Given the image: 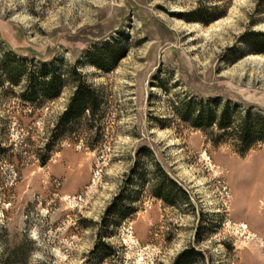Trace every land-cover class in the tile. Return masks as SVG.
I'll return each mask as SVG.
<instances>
[{"label": "rangeland", "instance_id": "rangeland-1", "mask_svg": "<svg viewBox=\"0 0 264 264\" xmlns=\"http://www.w3.org/2000/svg\"><path fill=\"white\" fill-rule=\"evenodd\" d=\"M199 6L221 17L185 21ZM251 31L264 33V0H0V254L23 248L16 261L25 264H174L194 248L195 264H264V144L241 155L233 131L204 133L178 114L190 102L219 113L230 103L236 125L247 113L264 119V54L242 44ZM17 64L26 74L55 69L66 81L60 97L27 102ZM76 69L105 98L104 138L92 144L80 128L43 165ZM135 166L144 176L130 184ZM160 168L187 199L153 196ZM127 187L138 211L109 220L102 258L93 253L102 221Z\"/></svg>", "mask_w": 264, "mask_h": 264}, {"label": "trees", "instance_id": "trees-1", "mask_svg": "<svg viewBox=\"0 0 264 264\" xmlns=\"http://www.w3.org/2000/svg\"><path fill=\"white\" fill-rule=\"evenodd\" d=\"M208 8L199 6L194 11L183 16L184 20L193 23H202L209 25L211 22L218 20L221 15H212L208 18ZM242 44L251 53L264 54V33L248 32L242 37ZM108 55H106L107 57ZM119 59V58H118ZM93 65L100 69H105L104 63L97 61L92 62ZM17 79L14 81L18 84L23 77L28 78L27 90L23 97L31 104H37L45 101H54L62 94L65 88L66 81L63 76L59 75L55 69L49 70L44 66L37 73H25L23 65H16ZM7 74H12L6 71ZM75 91L70 99V102L59 117L56 128L52 132L49 141L46 145V156L42 159L43 165L50 160L53 145L72 140L79 139L80 135L76 132L80 128H85L87 131V138L93 143L103 140L104 133L100 122L105 117L104 106L105 98L101 91L84 81L80 72L76 69ZM77 76V77H76ZM77 78V79H76ZM230 103L219 113L211 106H204L202 103L190 102L181 106L179 110V117L181 121L189 124L193 129L209 132L210 129L218 128L222 132L233 131L236 146L240 148L239 153L246 155L253 147L259 143L264 144V119L257 114L247 113L243 119H239V125H236V117L230 115ZM84 135V136H86ZM75 136V137H74ZM83 136V135H82ZM1 146V143H0ZM91 151H96L94 145L89 146ZM133 175L129 179L130 184L134 182L137 177L143 178L144 174H140L137 166L132 170ZM160 176L158 183L153 188V196L168 205L175 206L178 194H183L188 198L187 192L180 187V185L170 177L169 174L159 169ZM128 187L116 197L114 202L109 206L106 216L101 224V233L98 235V242L94 250V254L100 253L102 258L111 256V245L107 242L103 231L109 228V220L122 221L130 216H134L138 208L132 203H127L125 199ZM17 252L13 257H5L4 252L0 254V261L2 264H25L23 261H16L18 256H22L23 248L18 247ZM20 252V253H19ZM22 252V253H21ZM200 253L196 249H188L184 251L174 262V264H195Z\"/></svg>", "mask_w": 264, "mask_h": 264}]
</instances>
